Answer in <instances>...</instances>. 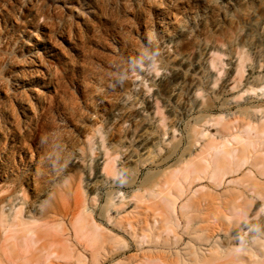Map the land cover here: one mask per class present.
I'll use <instances>...</instances> for the list:
<instances>
[{"label": "rangeland", "instance_id": "obj_1", "mask_svg": "<svg viewBox=\"0 0 264 264\" xmlns=\"http://www.w3.org/2000/svg\"><path fill=\"white\" fill-rule=\"evenodd\" d=\"M238 118L264 122V0H0V261L19 253L21 228L64 238L90 221L83 213L120 224L118 254L142 243L119 260L161 246L177 264L191 230L204 229L200 252L264 253V201L247 223L230 224L225 208L248 170L218 187L173 179ZM145 132L156 142L142 154ZM176 193V232L122 229L151 226Z\"/></svg>", "mask_w": 264, "mask_h": 264}, {"label": "bare ground", "instance_id": "obj_2", "mask_svg": "<svg viewBox=\"0 0 264 264\" xmlns=\"http://www.w3.org/2000/svg\"><path fill=\"white\" fill-rule=\"evenodd\" d=\"M192 68L197 71L201 65L196 63ZM238 120V126L230 127L228 130L230 133L222 142H213L207 147L200 155L202 156L200 162L196 161L197 158L187 159L185 167L174 173L173 178L180 180L183 176L185 180H191V183L208 179L213 183V186L218 187L223 184L224 177L227 175L248 170L239 181L234 182L240 187L231 189V192L236 189L237 194H231L225 202V208L231 212L230 218H228L230 224L247 223L253 220L251 211L252 207L256 206L254 202L257 201L261 204V201H264V183L260 179L261 176H264V122L254 125L249 120L247 122L246 118H238ZM235 128L237 130L233 133ZM252 131L255 132L258 141L252 140L254 137ZM155 142V134L145 132L138 140V149L142 154H146ZM164 185L170 186L171 183L166 181ZM178 195L180 196L181 193L171 194L169 195L170 199H164L167 209L159 210L156 222L151 223V226L145 220L143 224H138L134 220H126V222H122V229L132 235L140 234L139 236L144 239L150 237L149 233L152 230L156 239H159L166 222L165 229L176 232L175 228L180 226L175 217ZM208 196V193H204L192 199L195 200L197 208H200L205 204ZM83 215L86 218L88 216L90 221H80L69 232H66L67 234L65 233L64 238H43V236L37 235L36 230L21 228L19 230L21 236L15 243L19 253L16 256H7L0 261V264H137L138 261L141 262L139 264H168L160 250L161 246L157 247V251L151 253L144 251L137 256L127 257L126 260H119V257H126L129 251L140 247L142 243H138L136 246L131 244L129 248H125L126 246L121 244L123 249L125 248L124 253L118 254L116 252L119 248L118 235L123 234V231L119 229L121 228L120 224L113 222L109 226L111 218L108 220L104 218L100 222L101 224H98L90 213L86 215L83 213ZM185 215L189 218L186 212ZM186 224L189 225L190 222H186ZM191 232L188 249L185 252L174 254L175 258H180L179 262L177 260V264H213L215 255L223 257L237 250L239 256L236 257V260H232L231 264H243V262L256 264L263 259L264 253H261L259 248L257 250L230 248L228 251H223L220 248H207L206 251L200 252L203 243L209 241V238H202V236L210 232L208 229L199 232L191 230ZM195 235H199V238L192 240ZM200 240L202 241L199 242ZM157 242L160 243L158 240ZM205 245L208 244L205 243Z\"/></svg>", "mask_w": 264, "mask_h": 264}]
</instances>
